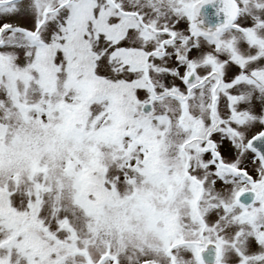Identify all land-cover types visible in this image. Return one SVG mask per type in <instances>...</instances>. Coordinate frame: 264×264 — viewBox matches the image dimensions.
Masks as SVG:
<instances>
[{
    "label": "snow or ice",
    "instance_id": "snow-or-ice-1",
    "mask_svg": "<svg viewBox=\"0 0 264 264\" xmlns=\"http://www.w3.org/2000/svg\"><path fill=\"white\" fill-rule=\"evenodd\" d=\"M0 264H264V0H0Z\"/></svg>",
    "mask_w": 264,
    "mask_h": 264
}]
</instances>
